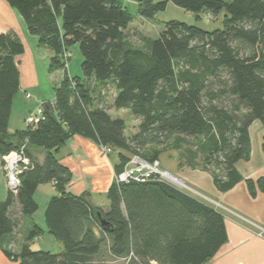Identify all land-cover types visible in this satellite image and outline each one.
Masks as SVG:
<instances>
[{"label":"trees","instance_id":"1","mask_svg":"<svg viewBox=\"0 0 264 264\" xmlns=\"http://www.w3.org/2000/svg\"><path fill=\"white\" fill-rule=\"evenodd\" d=\"M7 2L39 43L52 50L51 72L64 69L65 50L78 45L83 75L67 72L56 87V105L44 106L46 119L10 135L20 90L17 56L25 47L14 33L0 34V153L26 143L31 161L17 192L10 190L0 202V250L18 264H96L106 257L119 264H206L228 241L220 210L157 179L113 183L109 206L103 208L91 192L68 190L72 172L56 153L79 135L118 150L115 172L120 174L133 156L159 160L160 147L171 139L199 137L202 168L219 170L211 171L220 191L233 189L244 180L236 165L252 157L250 127L256 121L264 126V0H137V13L146 18L165 11L169 2L197 16L224 12L223 28L211 31L170 20L148 48L131 43L128 28L134 16L124 0ZM187 55L203 63L206 72L179 75L176 65ZM92 80L115 83L114 107L140 119L135 133L127 136L122 118L93 108L85 85ZM31 146L45 151L43 161L34 157ZM49 182L58 194L45 212L46 231L31 219L39 210L35 193ZM245 182L251 197L264 193V176ZM103 219L111 229L102 226ZM25 221L23 239L11 245L7 237ZM45 232L64 249L34 250L32 243Z\"/></svg>","mask_w":264,"mask_h":264},{"label":"crops","instance_id":"2","mask_svg":"<svg viewBox=\"0 0 264 264\" xmlns=\"http://www.w3.org/2000/svg\"><path fill=\"white\" fill-rule=\"evenodd\" d=\"M130 1L137 5V0H124L128 8ZM1 33H14L25 47L24 53L17 56L20 90L14 98L8 125V133L12 135L16 130L26 128L25 119L31 111L40 105L45 106L52 100L43 96L42 85L49 82L58 85L62 81L64 73L59 70L56 74L49 70L50 58L53 56L52 50L39 43L38 36L30 32L18 10L12 7L7 0H0ZM69 74L72 75L71 67ZM18 115H20V120L16 121ZM22 123L25 125L23 126ZM253 128H256L255 136L257 138L252 136ZM250 135L252 157L249 161H240L236 165L244 180L229 191L222 192L216 187L211 171L201 167H191L186 160L178 170V175L182 179L194 189L210 194L214 200L204 194L197 197L220 211L219 206L224 207L228 212V216L225 217L228 241L206 264H264V236L260 235L261 230H264V193H260L256 198L251 197L245 182L246 179L256 180L264 176V153L262 151L264 126L258 121L254 122L250 127ZM30 150L38 161H43L45 157L43 149L31 146ZM56 155L60 162L72 172V180L68 185L70 192L81 194L84 191H89L93 195L94 203L97 202L96 197L106 198L114 180L115 165L120 163L119 155L116 158L113 157L114 154L111 157L103 156L97 143L79 135L72 137ZM9 192L10 188L0 153V202L6 199ZM57 194L58 191L53 182L39 185L35 193L39 204L38 211L43 212L44 221L47 206L51 198ZM217 205L219 206L217 207ZM37 212L31 221L40 225L36 218ZM28 224V221L23 222L20 229L8 236L6 241H11V245L17 246L23 239ZM45 230L47 231V226ZM57 249H61V247Z\"/></svg>","mask_w":264,"mask_h":264},{"label":"rangeland","instance_id":"3","mask_svg":"<svg viewBox=\"0 0 264 264\" xmlns=\"http://www.w3.org/2000/svg\"><path fill=\"white\" fill-rule=\"evenodd\" d=\"M129 10L134 16V19L130 23L128 28L129 39L132 44L137 45L141 48H148L151 42L155 40L160 35L161 31L165 28V23L170 20L183 21L192 25L199 26L209 31L223 28L224 12L223 14H220L219 17L208 12L199 15L200 16L199 17L196 14L173 4L172 2H169L168 7L165 11L157 13L152 18H146L140 16L137 13V5L131 1L129 3ZM63 58L65 62V67L64 69H61V71L64 73V75L65 74L67 75V72L69 73L70 67H71L72 76L83 75L81 68L83 55L78 45L71 47L70 50H65ZM58 71L59 70H56L53 71L52 73L57 74ZM181 71H190L193 73L201 74L202 72H206V68L203 63L197 62L194 58L187 55L181 58L176 65V72L180 75ZM85 83H86L85 84L86 87L92 93L93 108L95 107L98 109H104L108 113H110L112 117L122 118L125 122V134L127 136H130L131 134L135 133L138 130L140 119H138L135 115H133V113L129 109H116L114 107V101L117 95V88L114 82L97 83L92 80V81H87ZM74 84L75 83H73V85ZM56 87L57 85L52 84V82H49L46 85L45 84L42 85L41 92L44 93L43 96H45V98L47 99H52L51 101L48 102L50 105H56V99H55ZM16 115L17 112L15 113V117ZM19 120H20V115H18L16 121ZM22 125L24 126L25 124L22 123ZM255 135H256V128H253L252 136L257 138V136ZM199 140H200L199 137L192 138V137H184V136H178L171 139L168 144H166L163 147H160V155H159L160 167L163 171H166L172 176L182 180L184 184L187 186V188L186 189L184 188L183 190L190 192L195 196L204 194L208 198L210 197L211 199L214 200V197H212L210 194L201 190L199 191L198 189H194L187 181H185L178 175V170L183 165V162L185 160L188 161V163L190 164L189 166H192V164L189 162L191 159L193 161L192 163L194 166L198 165L196 167H201V168L203 167V154L198 149ZM101 145L98 144L100 152L102 153L103 156L111 157L114 154L113 157L116 158L117 155H119L118 150L112 148H111L112 150L110 152H106L107 153L106 154L105 151L102 150ZM148 150L150 152V158L153 157V149L150 148ZM134 157L135 156H133L129 162L133 161L132 159H134ZM211 170L219 171L218 169L215 168ZM123 172L124 170L120 174H117L115 172L113 183L117 185L121 184L119 182V177ZM20 175H19V179H20ZM106 198H107V194H106ZM106 198L102 197L100 199V196L98 198L96 197L97 202L95 204L102 206L103 208H108L107 205H109V201ZM218 206L219 205H217V207ZM219 208L221 209L222 213H224L223 214L224 217H227L228 216V212H226L227 210L224 207L219 206ZM36 218L37 220H39L40 225L44 229H46L43 212L38 211L36 214ZM260 235L264 236V230H261ZM58 247H61V249H57ZM32 248L34 250H47V251L50 250L53 252H60V250H62V244H60V242L55 240L53 236H51V234H48L46 232L42 234L41 237H39V240L37 239L32 243ZM0 264H18V263L8 259L4 255V253L0 250ZM96 264H119V263L113 262L109 260L108 257H106L103 260H98Z\"/></svg>","mask_w":264,"mask_h":264},{"label":"built area","instance_id":"4","mask_svg":"<svg viewBox=\"0 0 264 264\" xmlns=\"http://www.w3.org/2000/svg\"><path fill=\"white\" fill-rule=\"evenodd\" d=\"M45 119V107L40 105L28 114L25 119V124L27 126H36L39 122L44 121ZM25 146L26 143L19 150L7 153L2 157L9 188L13 192H17L19 188V175L24 170L28 169L31 164L30 158L25 153ZM101 148L105 151V153L112 150L111 147L105 145H101ZM132 160L133 161L128 162L125 166L124 172L119 177L120 183L157 179L174 185L180 189L187 188L182 180L172 176L166 171H163L160 167V161L158 159L151 161L135 156Z\"/></svg>","mask_w":264,"mask_h":264},{"label":"water","instance_id":"5","mask_svg":"<svg viewBox=\"0 0 264 264\" xmlns=\"http://www.w3.org/2000/svg\"><path fill=\"white\" fill-rule=\"evenodd\" d=\"M45 107L46 108H49V107H51V105L47 102L46 104H45ZM52 108V107H51ZM102 226L106 229V230H109V229H111V224L110 223H108L106 220H102Z\"/></svg>","mask_w":264,"mask_h":264}]
</instances>
